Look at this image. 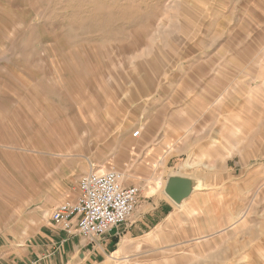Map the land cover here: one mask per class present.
I'll return each instance as SVG.
<instances>
[{
  "label": "rangeland",
  "instance_id": "rangeland-1",
  "mask_svg": "<svg viewBox=\"0 0 264 264\" xmlns=\"http://www.w3.org/2000/svg\"><path fill=\"white\" fill-rule=\"evenodd\" d=\"M90 170L209 187L108 264H264V0H0V258Z\"/></svg>",
  "mask_w": 264,
  "mask_h": 264
},
{
  "label": "crops",
  "instance_id": "crops-1",
  "mask_svg": "<svg viewBox=\"0 0 264 264\" xmlns=\"http://www.w3.org/2000/svg\"><path fill=\"white\" fill-rule=\"evenodd\" d=\"M250 4L252 2H245L246 6ZM253 5L255 6L256 3H253ZM226 66L227 64L225 65V63L222 66L213 65L211 70L220 71L226 69L228 67ZM184 140L190 141L191 137L186 135ZM56 168L59 170L58 173H63V171H60V166ZM82 174L74 181L71 188H68V191L73 192L68 197H72L71 201H74L77 197L78 183L84 176L83 172ZM67 181L70 183V179H67ZM207 189L209 187H203L202 191ZM206 198V193H194L181 206L174 205L167 197L166 199L165 197H161L156 199V201L152 199L151 201H147L148 203L144 204L143 207L139 206V208L141 207L144 210L134 213L132 215L133 220H129L130 222L119 227L117 232L113 231L94 241H88L78 234H67L61 231L51 223L49 215L38 223L37 230L32 239L26 241L23 245L8 248L4 252V256L0 258V264H108L111 261H118L119 259L127 261L130 253L136 250L135 241L145 234H164L165 237L174 238V233L178 230V226L173 223L180 220L184 221L187 211H192L193 214L191 215H195L194 211H198L200 203ZM145 205H150L152 209H147ZM151 220L156 221L158 224L156 226H149L148 224ZM196 229L199 230V227L194 228L195 231ZM200 230H205V227L200 228ZM208 231L213 230L208 229ZM208 231L206 233H197L195 236L208 237ZM172 242L170 241L167 244L170 243L172 246Z\"/></svg>",
  "mask_w": 264,
  "mask_h": 264
},
{
  "label": "built area",
  "instance_id": "built-area-1",
  "mask_svg": "<svg viewBox=\"0 0 264 264\" xmlns=\"http://www.w3.org/2000/svg\"><path fill=\"white\" fill-rule=\"evenodd\" d=\"M139 134L136 131L132 136ZM138 197L137 188L122 185L120 173L90 171L80 179L76 199L56 206L50 221L67 234L94 241L125 225L138 205Z\"/></svg>",
  "mask_w": 264,
  "mask_h": 264
},
{
  "label": "water",
  "instance_id": "water-1",
  "mask_svg": "<svg viewBox=\"0 0 264 264\" xmlns=\"http://www.w3.org/2000/svg\"><path fill=\"white\" fill-rule=\"evenodd\" d=\"M197 185L198 179L173 173L166 178L163 193L174 205L181 206L185 200L202 188H197Z\"/></svg>",
  "mask_w": 264,
  "mask_h": 264
},
{
  "label": "bare ground",
  "instance_id": "bare-ground-1",
  "mask_svg": "<svg viewBox=\"0 0 264 264\" xmlns=\"http://www.w3.org/2000/svg\"><path fill=\"white\" fill-rule=\"evenodd\" d=\"M129 2V1H128ZM133 135V134H132ZM133 137V136H132ZM202 185H201V182H200V180H198V185L196 186L197 188H199V187H201Z\"/></svg>",
  "mask_w": 264,
  "mask_h": 264
}]
</instances>
